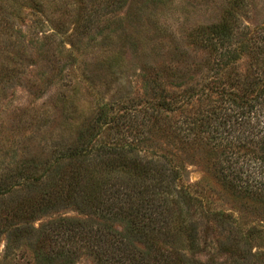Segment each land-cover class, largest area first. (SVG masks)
I'll return each mask as SVG.
<instances>
[{
    "label": "trees",
    "instance_id": "trees-1",
    "mask_svg": "<svg viewBox=\"0 0 264 264\" xmlns=\"http://www.w3.org/2000/svg\"><path fill=\"white\" fill-rule=\"evenodd\" d=\"M89 1L121 0H65L83 26L59 58L69 93L54 114L0 116V264H264V0L224 4L142 54L118 87L113 73L67 66L90 44L79 43ZM19 8L0 4V42ZM27 74L2 65L0 91L16 80L43 93L54 76ZM81 88L92 110L78 109ZM190 165L202 172L193 182Z\"/></svg>",
    "mask_w": 264,
    "mask_h": 264
},
{
    "label": "rangeland",
    "instance_id": "rangeland-1",
    "mask_svg": "<svg viewBox=\"0 0 264 264\" xmlns=\"http://www.w3.org/2000/svg\"><path fill=\"white\" fill-rule=\"evenodd\" d=\"M38 1H41L39 3L42 4L41 9L33 12L30 2L0 0V4H18L20 7L19 12L13 11L7 17L8 27L4 29L5 33H2L3 38L0 42V67L4 65L8 70L13 68L25 71L28 77L40 80L49 72L54 76L50 81L45 82L46 91L43 93L34 89L28 91L25 81H20L21 83L16 80L10 81L8 86L0 91V116L3 118L20 113L26 116L40 108L49 110L53 115L52 106L57 103V95L61 92L69 93L60 86L56 72L60 69L59 58L70 48L69 37H72L70 32L76 28L74 15L78 13V8L75 11L72 4H65V0L35 2ZM121 1L107 8H103L106 4L92 3V1L86 4L84 13H91L93 16L86 22L90 31L79 43L89 41L90 44L80 47V51L75 48L79 61L67 65L71 69L82 67L92 72L101 70L107 74L105 81L112 76L118 79L114 85L116 87L125 85L126 78L138 72L142 54L150 53L151 50L152 54L160 53L167 49L166 46L162 48L167 39L182 38L191 27L218 19L224 4H249V0H241V2L240 0H123V3ZM255 3L263 4V0H255ZM114 8L117 10L113 11ZM114 14L117 16L114 17ZM243 17L249 22V13L243 14ZM78 25L76 29L81 30L83 21ZM61 39L65 41L63 45L65 50L59 45ZM141 45H146L147 51L143 49L141 51ZM23 48L25 50H22ZM110 73H113L112 76H109ZM99 86L100 91L103 92L105 85L99 82ZM81 89L76 100L78 109L92 110L93 98L85 93L84 88ZM136 91V87L129 88V92H132L130 95L136 94ZM83 95L86 96L82 97ZM201 175L199 167L195 165L188 167V179L191 182L200 179ZM1 248L2 245L0 250ZM196 257L202 261L207 259L203 253L197 254ZM24 259L21 261L23 262ZM223 259L224 256L221 255L217 258L220 262ZM230 260L227 261L231 262ZM79 263L93 264L88 256L81 257Z\"/></svg>",
    "mask_w": 264,
    "mask_h": 264
}]
</instances>
